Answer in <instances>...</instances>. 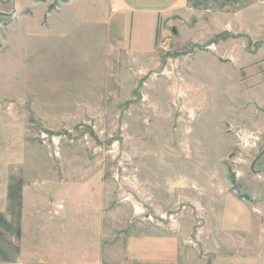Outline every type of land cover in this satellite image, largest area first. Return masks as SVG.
I'll return each mask as SVG.
<instances>
[{"label": "rangeland", "instance_id": "374dc122", "mask_svg": "<svg viewBox=\"0 0 264 264\" xmlns=\"http://www.w3.org/2000/svg\"><path fill=\"white\" fill-rule=\"evenodd\" d=\"M68 1L0 0V249L10 190L23 216L12 240L34 262H93L157 237L156 251L133 248L140 264H253L260 66L228 58L247 57L233 34L199 42L193 15L169 18L151 51L134 50L146 38L134 25L113 50L104 7Z\"/></svg>", "mask_w": 264, "mask_h": 264}, {"label": "crops", "instance_id": "0c3cea01", "mask_svg": "<svg viewBox=\"0 0 264 264\" xmlns=\"http://www.w3.org/2000/svg\"><path fill=\"white\" fill-rule=\"evenodd\" d=\"M74 1V0H71ZM69 0L67 4L76 5L71 3ZM93 3L99 4L101 13L104 9L109 13L108 29L107 33L110 39H113V50L116 47L114 44H118L120 41V36L127 30L134 27H144V33L146 34L145 40L137 36L134 41V50L138 53H146L151 51L155 46V42H152L153 38L160 33L167 30L166 25L169 22V18L173 16L180 17H195V28L198 35L197 40L202 44L208 41V35L212 34V41L210 42V50H216L219 48V43L222 40L219 39L217 34H233V37L228 38V40H235V43L243 44V50L247 51V57H239L238 59L232 54H229V59L235 64L236 62L243 65H258L260 66L258 75H255L258 80H264V0H87ZM87 9V6H86ZM92 11V8L88 7L87 11ZM97 12V9L95 10ZM54 13H61V9L58 7L57 11ZM212 26L211 30H206L205 27L208 25V21ZM180 22V21H179ZM208 29V28H206ZM185 30H188L186 28ZM210 32V33H209ZM215 35V36H214ZM239 35L238 39L234 37ZM229 37V36H228ZM139 38V39H138ZM242 40V41H241ZM247 41L250 43L249 47L245 46ZM243 42V43H241ZM234 43V44H235ZM255 44V45H254ZM235 47V46H233ZM241 49V48H240ZM217 59V58H216ZM220 63V61L217 59ZM8 173V172H7ZM10 176V173H8ZM225 189V188H224ZM8 190L7 199V213L4 215V246L0 249V264H140L137 260V255L133 253V248L139 244L142 246L144 240L131 246V240L127 244V248L122 255H109L108 252L103 251L99 254V258L93 262H83V261H70L65 262H34L24 256L23 252L18 246V240H12L13 232L15 238L19 231V228L23 224V216L20 211L22 210L21 201H18L20 191H15L12 195ZM226 194V193H225ZM229 192L226 196L232 201L231 204H237V200ZM242 212L244 213V206L239 205ZM251 208L253 213L252 219L245 217L244 221V232H245V246L249 248V257L252 258L253 264H261L258 262V258L255 256L258 254L257 247L259 239L264 240V203H256ZM256 216V217H255ZM257 220V221H255ZM255 223V224H253ZM257 226L256 232H254L255 238L252 241L248 239V233L253 228ZM259 228V229H258ZM157 237L153 239H146L148 241V246H145L147 250L155 249L157 246V241L160 240ZM164 241V240H163ZM165 242V241H164ZM161 244H164L161 242ZM252 244L255 246V251L252 249ZM159 250V249H158ZM157 250V251H158ZM156 251V250H152ZM154 253V252H152ZM264 259V247L261 253ZM260 256V253H259ZM154 254L153 259L145 260L144 264H156ZM161 258V257H160ZM2 259V260H1ZM112 259V260H111Z\"/></svg>", "mask_w": 264, "mask_h": 264}, {"label": "built area", "instance_id": "2783aa9c", "mask_svg": "<svg viewBox=\"0 0 264 264\" xmlns=\"http://www.w3.org/2000/svg\"><path fill=\"white\" fill-rule=\"evenodd\" d=\"M56 143H58L59 142V139L58 138H56V141H55Z\"/></svg>", "mask_w": 264, "mask_h": 264}, {"label": "water", "instance_id": "95a60500", "mask_svg": "<svg viewBox=\"0 0 264 264\" xmlns=\"http://www.w3.org/2000/svg\"><path fill=\"white\" fill-rule=\"evenodd\" d=\"M257 158H258V156H257Z\"/></svg>", "mask_w": 264, "mask_h": 264}]
</instances>
